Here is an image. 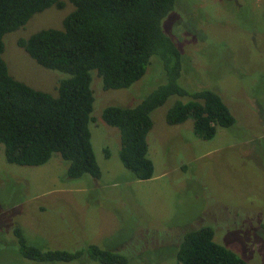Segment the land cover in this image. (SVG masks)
I'll return each mask as SVG.
<instances>
[{
    "label": "rangeland",
    "instance_id": "rangeland-1",
    "mask_svg": "<svg viewBox=\"0 0 264 264\" xmlns=\"http://www.w3.org/2000/svg\"><path fill=\"white\" fill-rule=\"evenodd\" d=\"M63 2L5 35L1 55L13 78L53 96L67 75L38 65L17 41L62 29L74 9ZM161 28L181 53L178 84L189 92H216L235 123L202 140L191 118L179 126L166 124L173 104L188 100L169 97L151 115L153 178L138 181L121 164L119 131L102 113L109 106L131 108L164 84L163 61L153 56L145 75L120 90H103L92 72L89 130L104 178L70 179L57 153L42 166L9 164L0 146V264H99L88 258L26 260L13 226L41 250L96 245L125 256L126 264H178L184 234L209 226L217 244L249 264H264V0H175Z\"/></svg>",
    "mask_w": 264,
    "mask_h": 264
},
{
    "label": "trees",
    "instance_id": "trees-1",
    "mask_svg": "<svg viewBox=\"0 0 264 264\" xmlns=\"http://www.w3.org/2000/svg\"><path fill=\"white\" fill-rule=\"evenodd\" d=\"M73 10L62 29H45L17 44L45 69L67 75L58 82L57 95L35 90L13 78L1 55L4 36L25 26L50 7L62 8L63 0H0V146L7 163L42 166L59 154L70 179L90 176L99 180L101 169L91 143L94 96L92 72L102 88L131 87L146 73L153 56L163 61L166 82L131 108L109 106L102 120L120 134L118 157L138 181L153 178L147 136L153 127L152 113L169 97L177 100L165 115L169 126L191 118L194 134L214 138L217 128H228L235 118L220 95L210 89L189 92L178 84L181 53L161 28L175 0H68ZM108 156L107 151L105 152ZM11 233L20 256L39 263H68L90 259L99 264H126L120 253L96 245L76 251L41 250L28 245L18 226ZM178 264H249L214 241V230L200 226L184 234L178 243Z\"/></svg>",
    "mask_w": 264,
    "mask_h": 264
},
{
    "label": "crops",
    "instance_id": "crops-1",
    "mask_svg": "<svg viewBox=\"0 0 264 264\" xmlns=\"http://www.w3.org/2000/svg\"><path fill=\"white\" fill-rule=\"evenodd\" d=\"M179 126V125H177ZM153 128V127H152ZM152 130V129H151ZM151 131L149 132L148 136H147V143H148V157L151 160V156H150V151H151V144H150V136H151ZM108 159V158H107ZM100 167V166H99ZM101 169V168H100ZM109 166L106 167V172H108ZM104 172V169H103ZM101 176H102V172H101ZM104 177H100L99 180H102ZM99 180H95V183H97V181Z\"/></svg>",
    "mask_w": 264,
    "mask_h": 264
}]
</instances>
